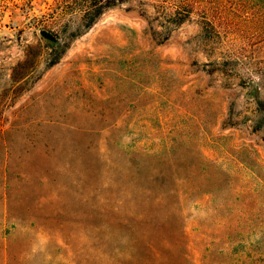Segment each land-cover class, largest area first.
<instances>
[{"label":"rangeland","instance_id":"rangeland-1","mask_svg":"<svg viewBox=\"0 0 264 264\" xmlns=\"http://www.w3.org/2000/svg\"><path fill=\"white\" fill-rule=\"evenodd\" d=\"M65 2L0 0V264H264V0L162 44L132 0L48 67Z\"/></svg>","mask_w":264,"mask_h":264},{"label":"trees","instance_id":"trees-1","mask_svg":"<svg viewBox=\"0 0 264 264\" xmlns=\"http://www.w3.org/2000/svg\"><path fill=\"white\" fill-rule=\"evenodd\" d=\"M132 0H68L65 2L66 6L61 8L60 10L66 14L79 13L80 14V22L77 26L76 30L73 32H69L67 36H64L65 40L62 43V40H58L57 44H50L49 46L53 49V52L50 56L52 58L49 61L48 67H51L58 63L62 55L64 54L66 48H68L71 41L85 31L90 29L93 24L97 21V19L106 11L107 9L114 8L120 6L124 3H129ZM150 1L152 7L155 10V17L152 20L157 21V25L161 30H156V25L153 24L154 21L149 20L148 25L151 30V36L153 39H158L157 37H162V40H159V44L166 42L169 38L170 32L181 26L184 23H187L191 20L193 16H197L199 18V25L201 28V33L205 37H210L212 35V31L216 30L218 27L219 18L215 15H212L214 10H221L218 8L220 6L219 0H147ZM65 9H69L66 12ZM220 23V22H219ZM67 31V30H65ZM30 61H28V56H25V59L20 62L17 67H25ZM216 64L219 67H222V70L225 71L229 62L226 60H221V62H217ZM21 79H13L16 83H19ZM255 109L253 114H259L261 108L264 106L263 102L259 99H256L254 102ZM256 115V116H257ZM264 125V115L259 117L255 124V130L262 129ZM158 177L152 178L153 182H156ZM175 192L172 189L162 190L157 195L154 196L152 202L157 206L165 205L170 198L175 196ZM175 204V203H174ZM180 238L184 237L183 232H179ZM174 243L166 242L165 246L170 248Z\"/></svg>","mask_w":264,"mask_h":264},{"label":"water","instance_id":"water-1","mask_svg":"<svg viewBox=\"0 0 264 264\" xmlns=\"http://www.w3.org/2000/svg\"><path fill=\"white\" fill-rule=\"evenodd\" d=\"M39 36L46 42L50 44H57L58 40L55 36H53L51 33L48 31L41 29L38 31Z\"/></svg>","mask_w":264,"mask_h":264}]
</instances>
